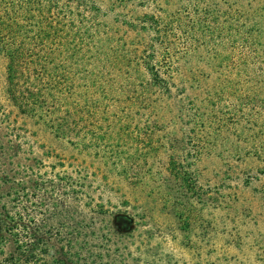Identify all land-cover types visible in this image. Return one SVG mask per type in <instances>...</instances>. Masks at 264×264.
I'll list each match as a JSON object with an SVG mask.
<instances>
[{
  "label": "trees",
  "instance_id": "1",
  "mask_svg": "<svg viewBox=\"0 0 264 264\" xmlns=\"http://www.w3.org/2000/svg\"><path fill=\"white\" fill-rule=\"evenodd\" d=\"M109 2L0 0V264H141L146 211L110 196L115 182L177 219L190 264L234 258L211 244L221 212L253 216L258 252L264 0ZM247 160L255 177L228 173ZM204 162L227 168L206 190ZM198 204L213 216L202 258Z\"/></svg>",
  "mask_w": 264,
  "mask_h": 264
},
{
  "label": "rangeland",
  "instance_id": "2",
  "mask_svg": "<svg viewBox=\"0 0 264 264\" xmlns=\"http://www.w3.org/2000/svg\"><path fill=\"white\" fill-rule=\"evenodd\" d=\"M98 5L102 6L104 10L109 9L110 2L109 0H94ZM109 16H113L114 13L108 11ZM5 80V62L0 57V105H3L6 113L10 112L11 107L3 99V87ZM2 109L0 107V114H2ZM13 116V115H12ZM41 141L47 143V139L44 138L42 133H39ZM54 147L58 148L56 144H53ZM82 159V157H80ZM89 163V162H88ZM262 167V164L253 161H245L243 164H239L238 167H233L228 172L232 175L234 172L239 174L242 179L247 176L255 177L256 171ZM219 172L220 168H217ZM215 169L214 165H210L209 162H204L200 166L201 170V185L204 186L207 184V181L211 179H216V173L218 170ZM227 168H222L221 173L223 174ZM231 189L225 190L227 195H230L232 198L234 196L235 187L234 184H231ZM110 196L118 197L120 195H125L130 198L132 201L138 200L139 208L141 211L144 209L146 211L147 217L144 219L145 226L141 233V237L138 240V244L141 247V251L146 253L147 258L142 260L141 264H190L192 262L191 256L188 252L182 251V241L184 240V235L179 232V225L177 219L171 215H167L166 212H160L155 209V205L149 204L146 201L138 196V193L128 189L123 183L115 182L114 185L111 184ZM253 189L256 191L264 189V177L254 178ZM237 191V189H236ZM230 193V194H228ZM245 199L251 198L249 192L243 195ZM116 200V199H115ZM154 207V210H151ZM196 212H194L192 219L194 220L192 225L195 227L191 236V244L193 249L198 248V253L203 257V254L207 251V238H203L201 235L202 225H206L207 221L212 219L213 216H209V212L206 207L201 211L202 204L196 206ZM213 218V224L216 227L217 236L216 239L211 241V244L217 242L219 247H221V252L219 255H235L234 258L228 259V263L224 264H264V245L256 250H252L253 241L252 231L256 230L252 225L253 216L246 214V212H239L236 214L233 211L221 212L215 214ZM176 238V240H172ZM235 243H242L241 250L234 251L231 248ZM256 249V248H255Z\"/></svg>",
  "mask_w": 264,
  "mask_h": 264
}]
</instances>
